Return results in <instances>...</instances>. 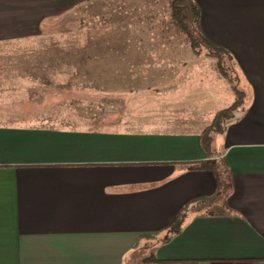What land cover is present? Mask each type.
Returning <instances> with one entry per match:
<instances>
[{
  "label": "crops",
  "instance_id": "0c3cea01",
  "mask_svg": "<svg viewBox=\"0 0 264 264\" xmlns=\"http://www.w3.org/2000/svg\"><path fill=\"white\" fill-rule=\"evenodd\" d=\"M85 1L0 0V46L46 36ZM193 2L199 35L231 55L245 92L214 154L200 136L232 85L154 2L118 0L124 32L86 37L102 85L19 114L45 124H0V264H127L150 240L140 264H264V0ZM218 187L163 240L182 207Z\"/></svg>",
  "mask_w": 264,
  "mask_h": 264
},
{
  "label": "rangeland",
  "instance_id": "374dc122",
  "mask_svg": "<svg viewBox=\"0 0 264 264\" xmlns=\"http://www.w3.org/2000/svg\"><path fill=\"white\" fill-rule=\"evenodd\" d=\"M89 1H91L89 4L86 1L81 4L78 10L65 14L61 25H58L56 30L43 33L47 34L46 36H41L28 43H8L0 46V112L10 113L3 117L0 116L4 119L7 118L6 121H0V124H40L42 122L26 121L19 114L32 112L39 115L45 114L46 110L51 107V100L58 95L57 93H62L64 99H66L65 97L79 99L87 97V87L102 85L103 73L100 64L93 65L94 67L91 65L89 68L87 65L85 68L77 66V74H79L78 72H87L85 79L77 80L80 84H87L85 85L86 88H82L84 85H71L73 87L66 91L67 89L64 88L67 85H45L46 79L51 77V74L54 75L58 71H62L59 68L60 64L44 62L43 58L48 57L47 53L51 52L50 50L62 48L63 53L74 54L79 63L85 53L79 50V46L86 45V49L89 50L88 53H91V47H94L95 44V42L87 40L86 37L89 36L87 33H94L93 36L101 37L102 35H117L124 32L125 27H120L119 23L121 12L118 7V0ZM143 1L154 2L160 23L169 20L166 0ZM167 29H173V33H178L177 29L170 23ZM132 30H134L133 27H127V32H133ZM194 33L197 34L196 31ZM76 46H78L77 50ZM73 47H75L74 50ZM20 74L23 75V78L17 77ZM27 74H30V78ZM110 81L112 80H109L108 83ZM154 242V240H150L140 245L127 264H140L141 260L150 254Z\"/></svg>",
  "mask_w": 264,
  "mask_h": 264
},
{
  "label": "trees",
  "instance_id": "16d2710c",
  "mask_svg": "<svg viewBox=\"0 0 264 264\" xmlns=\"http://www.w3.org/2000/svg\"><path fill=\"white\" fill-rule=\"evenodd\" d=\"M166 1L169 9V22L171 26L173 25V27L177 29L178 33L186 38L194 54L205 55L215 59V66L217 71L232 85V90L235 94L234 101L228 107L218 110L212 118L211 122L203 129L201 133V146L205 150L206 154L211 156L214 154L212 151L213 136L217 133L223 132L227 123L235 119L237 114L243 110L245 103V92L237 86L239 77L234 69V63L231 55L228 52L217 50L209 46L199 35L197 31L199 10L194 4L193 0ZM194 31H196L197 34H195ZM87 34L91 36L94 35V33ZM77 47L78 46H76V50ZM91 48L93 49V47ZM72 49L74 50L75 47H73ZM79 50L85 52L79 63L74 54L63 53L62 48H59L58 50H50L51 52L47 53L48 57L43 58L44 62L47 64H50L51 62L60 64L59 68L62 71H58L54 75L51 74V77L49 76L46 79L45 85H67V87L64 88L67 89L66 91H69L73 87L71 85H84L82 88H86L85 85L87 84H80L77 82V80H80L82 78L85 79L87 72H78L79 74H77V66H79L80 68H85L89 50L86 49V45L79 46ZM27 76L30 78V74H27ZM17 77L23 78V75L20 74ZM191 168L213 169L214 165L213 161H207L192 164ZM219 192L220 187H218L213 195L194 199L188 202L184 207H182V209H180V211H178V213L176 214L173 222L166 226L163 240L166 241L169 235L176 234L180 231L181 224L186 216V211L190 207H193L198 203H208L215 200Z\"/></svg>",
  "mask_w": 264,
  "mask_h": 264
}]
</instances>
